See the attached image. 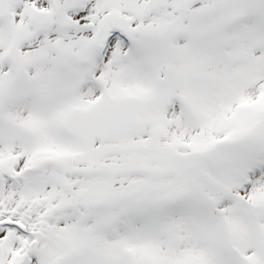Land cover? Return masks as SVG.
Listing matches in <instances>:
<instances>
[{
    "label": "snow or ice",
    "instance_id": "6c2138e0",
    "mask_svg": "<svg viewBox=\"0 0 264 264\" xmlns=\"http://www.w3.org/2000/svg\"><path fill=\"white\" fill-rule=\"evenodd\" d=\"M0 264H264V0H0Z\"/></svg>",
    "mask_w": 264,
    "mask_h": 264
}]
</instances>
